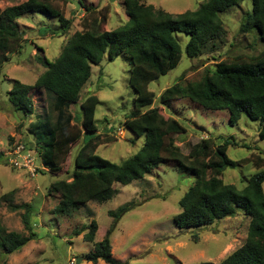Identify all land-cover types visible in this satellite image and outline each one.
Here are the masks:
<instances>
[{"label":"trees","instance_id":"obj_1","mask_svg":"<svg viewBox=\"0 0 264 264\" xmlns=\"http://www.w3.org/2000/svg\"><path fill=\"white\" fill-rule=\"evenodd\" d=\"M244 1L208 0L196 11L173 16L145 5L142 0H124L128 19L124 25L113 31L103 30L106 15L94 19L91 30L85 23L84 31L69 38L53 62L42 61L46 70L34 84H23L17 80L11 82L12 87L6 95L16 112L25 117L32 116L33 97L43 92L48 96L51 110L57 113L55 122L43 118L28 127L29 135L38 147L43 168L50 174L58 172L72 146L82 142L74 158L70 180L57 179L47 188L48 195L59 196L53 214H69L89 202L103 204L116 195L115 185L125 186L141 180L157 166L170 162L179 173L193 178L191 186L179 201L181 212L173 218L176 228L208 226L234 216L236 209H240L249 218L245 241L217 264H264V170L251 175L241 190L222 183L224 171L233 169L237 163L226 154L230 143L215 144L212 138L206 137L184 155L175 138L185 134L186 129L178 120L164 118L153 106L157 102L168 108L173 101L188 99L205 110L227 111L231 126L244 114L249 120L260 122L258 137L264 140V49L257 55H238L217 62L199 80L182 84L179 79L158 97L148 89L151 82L178 65L182 53L188 59H195L209 49L210 43L213 48V42L225 35L220 14L239 7ZM250 1L251 12L244 17L240 31L256 30L257 39L264 43V0ZM57 2L66 3L67 0H25L0 11V73L10 55L18 52L25 40L24 33L17 26L18 19L40 14L55 20L60 28L57 33L51 30L52 34L61 36L67 32L71 23L58 10ZM86 9L88 16H92V8L89 6ZM177 33L188 36L183 50L176 38ZM117 57H126L129 61L128 85L134 92L133 109L125 118L123 127L136 137H145L141 149L118 165L95 153L101 145L95 126L99 99L95 95L81 97L82 88L90 78L91 67L99 65L104 58L113 61ZM77 104L81 116L79 122L69 111L70 106ZM22 148L24 153L36 156L26 146ZM2 158L0 154V161ZM42 172L40 170L39 173ZM10 208L24 211L22 222L28 236L6 232L0 223L3 256L21 250L36 239L31 230V205H12ZM131 208L130 205H123L108 215L118 220ZM83 232V241L92 243L97 232L96 222L74 231L73 236ZM112 232L113 228L94 244L93 251L85 256L87 262L122 264L111 257Z\"/></svg>","mask_w":264,"mask_h":264},{"label":"rangeland","instance_id":"obj_2","mask_svg":"<svg viewBox=\"0 0 264 264\" xmlns=\"http://www.w3.org/2000/svg\"><path fill=\"white\" fill-rule=\"evenodd\" d=\"M25 0H0V11L22 3ZM208 0H142L155 10H162L173 16L186 11H196ZM56 6L63 17L70 20V26L63 35L52 34L60 31L55 20L40 14L25 15L16 21L24 33V41L18 52L11 54L0 73V223L6 232L28 236L22 222L23 210H11L12 205L30 204L31 230L36 239L21 250L3 256L0 248V264H92L85 256L93 251L106 232L113 228L111 235V257L122 264H195L211 262L217 264L242 246L247 236L249 218L236 209L234 216L216 221L211 225L178 229L173 218L181 212L179 201L193 182V178L179 173L172 163L159 165L141 180L128 185H115L117 193L111 200L99 204L89 202L73 209L69 214H53L59 202L56 194L48 195V186L57 179L70 180L73 162L82 142L72 146L65 163L55 174L43 168L38 147L29 135L30 123L38 119L55 122L57 113L49 106L48 96L43 92L34 95V114L25 117L16 112L7 101L11 82L34 84L46 70L43 60L53 62L75 33L93 28V20L106 15L105 31H113L127 22L124 0H67ZM94 13L88 16L87 9ZM251 1L245 0L239 7H232L220 14L225 35L214 41V47L195 59H188L182 53L178 65L166 75L151 82L148 89L156 97L179 79L182 84L199 80L207 69L217 62L232 59L238 55H257L264 49V43L257 39L256 30L240 31L247 13L251 12ZM106 9V11H104ZM90 21V22H89ZM46 30V32H44ZM181 49L188 41L185 34H176ZM211 48V50H210ZM129 61L117 57L113 61L105 58L91 67L90 78L81 91L82 99L95 95L100 104L95 111V126L101 137V145L95 153L114 164L136 154L145 137H136L123 127L125 118L133 109L134 92L128 85ZM164 118H174L186 129L176 136V145L186 155L191 147L206 137L215 144L228 141L227 156L235 167L223 173L222 183L243 189L249 177L264 170V140L258 132L261 124L242 115L235 125L229 124L227 111L205 110L188 99L176 100L168 108L154 103ZM74 120L80 121L79 104L70 106ZM26 146L33 153L32 177L26 170L16 169L10 160L20 147ZM262 162H261V160ZM6 161V162H5ZM43 171L42 174L39 172ZM264 192V183L262 184ZM123 205L132 207L120 219L110 217ZM92 221L97 232L92 243L84 242L82 236H73L74 231L87 227ZM97 264H105L98 261Z\"/></svg>","mask_w":264,"mask_h":264},{"label":"built area","instance_id":"obj_3","mask_svg":"<svg viewBox=\"0 0 264 264\" xmlns=\"http://www.w3.org/2000/svg\"><path fill=\"white\" fill-rule=\"evenodd\" d=\"M11 156L10 162L16 169L26 170L32 177L35 175L34 159L30 154L24 153L23 148L20 147Z\"/></svg>","mask_w":264,"mask_h":264},{"label":"water","instance_id":"obj_4","mask_svg":"<svg viewBox=\"0 0 264 264\" xmlns=\"http://www.w3.org/2000/svg\"><path fill=\"white\" fill-rule=\"evenodd\" d=\"M80 260H82L81 258H77L76 259V263L78 264L80 262Z\"/></svg>","mask_w":264,"mask_h":264}]
</instances>
